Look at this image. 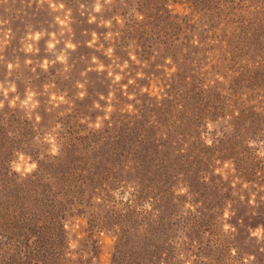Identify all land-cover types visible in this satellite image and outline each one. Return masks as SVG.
Returning a JSON list of instances; mask_svg holds the SVG:
<instances>
[{
	"label": "rangeland",
	"instance_id": "obj_1",
	"mask_svg": "<svg viewBox=\"0 0 264 264\" xmlns=\"http://www.w3.org/2000/svg\"><path fill=\"white\" fill-rule=\"evenodd\" d=\"M5 1L0 0V20L9 18L10 5L20 10L21 15H26L28 9L51 12L47 3L41 5L38 0ZM84 1L71 0L70 6L75 8ZM168 8L171 20L182 23L181 19L186 17L189 23L182 27L179 37L168 41L167 45L154 42L148 59L134 54L139 63L133 61L130 55L129 58L124 55L128 49L119 47L124 42L121 39L113 41L115 49L111 48L115 60L121 64L128 62L119 82L113 83L107 68L98 74L81 75V70L74 69H69L64 77L60 74L62 81L74 85L76 82L91 84L94 91L101 90V87L96 88V82L104 85L102 91H97L103 92L100 94L105 97L97 102L99 108L92 106L93 97L86 93L83 98L71 99L79 98L81 121L90 125L92 119L101 118L100 128L106 127L107 138L100 136V139L106 143L107 153L100 157L95 155L97 165L85 173L96 182L87 178L58 182L50 176L47 167L36 182L31 181L35 169L23 175L15 170L0 172V178H15L14 182L0 183L4 220H0V264H245L247 257H252L247 264H264V204L260 203L264 201V156L259 155L264 150V0H199L197 7L177 3ZM57 13L62 15L61 11ZM55 29L59 32L60 27ZM47 35L45 33L34 42V46L39 49L37 53L41 58L55 60L56 54L64 48V41L74 39L76 34L71 29V36L68 31L62 37L58 35L60 42L51 51L46 47L50 39ZM24 41L20 49L14 41L15 48L7 53V58L15 62H33L36 53L23 51ZM130 46L136 52L135 40L130 41ZM75 51L66 49L67 58ZM100 58L108 64L109 60ZM116 64L115 61L111 63L114 73L120 72ZM12 68L0 60V80H3L0 84L5 88L11 84L7 82L10 77L6 76L12 74ZM137 72H141L142 77H138ZM129 79L134 82L129 84ZM51 87L57 90L58 85L48 88ZM37 90L35 100L41 99L42 89ZM27 91L22 93V99L17 96L22 113L30 118L39 116L37 122L41 123L31 121L33 130L42 132V139L53 136L58 147L60 135L67 136V125L58 118L66 109L62 102L53 103L52 96L64 95L50 91V102L44 111H37L36 107L21 106L20 101L25 99ZM109 92L113 93L111 101L107 99ZM13 98L11 92L7 98L0 93V99L10 101ZM109 106L112 111L106 112ZM168 111L184 117L187 126V130L179 129L176 137L188 143L189 139L196 142L190 132L194 129L205 142L212 141L211 144L206 142L210 147L221 150L223 157L214 154L212 172L207 173L206 178L218 184L225 197L230 183L232 187L252 188L251 193H234V197L240 196L234 203L239 212L230 215L227 211L225 216L231 228L229 239L237 248H186V243H181L180 248H132L133 238L139 236L143 227L140 222L134 228L129 220L137 183L133 175L125 171V164L132 167L135 156L143 155L146 150L143 152L141 139L129 128L132 123H135L133 128L144 130L151 123L160 125L164 122L163 114ZM208 124L212 125L211 129ZM16 126L23 133L20 138L27 152L35 148L47 162L49 146L42 143L41 134L29 132L23 124ZM150 138L160 144V135ZM118 140L123 141L121 145ZM255 152L259 155L257 159ZM151 155L162 156L161 152ZM17 156L11 158L15 161ZM239 168L243 169L241 177L240 170H236ZM113 172L115 175L111 174ZM172 184L180 193L177 195L186 200L192 198L186 191H180L186 189L185 181L174 179ZM213 192L219 194L217 186ZM126 193L127 199H124ZM247 201L254 206H247ZM255 207L256 218L252 214ZM257 228L261 230L259 237L251 234Z\"/></svg>",
	"mask_w": 264,
	"mask_h": 264
},
{
	"label": "trees",
	"instance_id": "obj_2",
	"mask_svg": "<svg viewBox=\"0 0 264 264\" xmlns=\"http://www.w3.org/2000/svg\"><path fill=\"white\" fill-rule=\"evenodd\" d=\"M6 1L13 2L12 0ZM62 2L65 9H71L69 26L74 31V35L76 34L74 39H71V42L76 44V51L72 54L69 53L70 56L66 59L67 71L64 70V65L59 62L50 64L47 70H44L40 67L44 58H41L42 56H39L37 52H34L36 57L30 64H26L24 60L15 62L6 56L7 53H12V49L15 48L14 41L18 49L22 48V40H25V36L29 32L58 33L55 28H59L60 25L57 24L55 17L60 14L49 8L51 12H31L28 9L26 15H21L20 10H16L10 5L8 7L9 18L2 19L6 23L0 24L1 41L5 38V32H8L7 43L3 44L0 51L4 52H1L0 56L4 57L1 61L6 66L9 63L13 64L12 74L6 76L10 77L7 82H11L16 88V91L11 92V94L22 99V93L25 90L38 92L37 89H42L41 99L37 98L39 101L36 107L37 111H44V107L50 102L48 95L52 91L65 97V102L62 104L66 110L58 118L61 123L67 125V136L60 135L57 155L52 156L46 152L48 155L46 157L48 158L47 162H44L40 157L41 152L35 148V150L31 149L32 152H27V148L20 138L23 133L16 126V124H23L29 132L40 133L41 141L46 147L49 144L42 139L44 135L40 131L33 130L31 122L39 124L41 121L37 122L35 116L30 118L25 112L22 113L19 103L16 102L15 106H10L9 100L0 99L4 101L3 107L0 108V172L12 173L14 171L11 167L14 161L12 156L28 155L37 163V167L32 173L35 176L31 180L32 182L39 181L40 174L45 167L48 168L50 176L58 182L84 181L88 177L85 173L90 172L97 165L95 155L100 157L107 153V147L104 145L106 143H102L100 139V136H103L104 139L107 138L106 127L97 129L82 122L79 117L81 111L78 105L79 98L71 99V97L79 96L80 91H84L88 97H93L91 104L94 106V103L99 102L103 93L97 91H102L104 85L96 82V88L101 87L99 88L101 90L96 91L93 90L94 87L91 84H86L81 89L77 86L81 83L76 82L75 85L74 83H66L59 79L60 74L63 77L66 76L69 69L81 70L85 75L98 74L100 71L87 70L89 68L95 69V65L91 61L93 56L105 65V70L114 61L121 64L120 61L115 60L114 53L111 58L105 55V50L108 47L115 49L113 41L119 39L124 42V45L119 47L128 49L125 51V56L127 55L129 58L131 52L143 60L148 59L147 56L152 54L151 48L154 42L167 45L168 41L177 39L182 27L189 23L186 17L181 19L182 23L175 19L171 20L169 5L186 3L192 7H197L199 4V0H114L111 5H105L101 12L95 13L92 12L91 8L94 0H85L83 8L80 5H75V8H72L70 6L71 0H62ZM60 11L63 12V10ZM89 13L98 17L96 22H88ZM117 16L123 21L122 25L117 23ZM138 17H142V19ZM101 19H110L112 21L111 27L99 24ZM93 32L99 38L94 46L89 47L87 42L91 40ZM108 32L113 33L110 39L105 38ZM57 38L59 39V36ZM133 40L136 41V52H133L130 46V41ZM100 45L103 47L101 48ZM60 47L62 48V46ZM100 56L104 57L105 61L109 60L108 64ZM0 81L3 82V80ZM45 85H58V88L57 90H53V87L45 89ZM88 115L92 116L90 110H88ZM183 118L178 117L174 111H168L163 114L164 122L160 125L151 123L144 130L141 127L133 128L135 123H132V127L129 128L138 139H141V144L144 145L143 152L146 150L143 155L135 156L132 167L130 164H125V171L128 175H133L137 183L134 203L132 202L130 206L129 220L132 227H138L140 222L141 227H143L139 236L133 238L132 248H180L181 243H186V248H237L235 243L229 239L231 228L229 227L227 230L224 228L225 224L229 225L224 213L229 211L230 215L237 214L239 209L234 203L240 200V196L234 197V193L250 192L252 188L243 185L232 187L230 183V190L226 194L227 198L218 184H213L206 178L207 173L212 172L214 154L222 155V157L223 154L219 148L210 147L200 135H197V131L194 129L190 132L193 133L196 142L189 139L188 143L180 137H176L179 129L187 130ZM91 122L94 125L96 121L92 119ZM10 127L12 130L9 129ZM152 135H160L159 145L157 140H151L150 136ZM128 136L131 137V135ZM143 136L146 137V140L142 139ZM152 152H161L162 156L160 158L152 157ZM254 157L257 159L259 155L255 152ZM238 162L241 163V161ZM247 162L251 161L247 159ZM236 170H240L239 177H241L243 169ZM111 174L115 175V172ZM220 177L219 179H221ZM87 179L96 182L94 178ZM174 179L185 181L186 192L192 197L190 200L177 195L180 193L177 192V189H173L172 181ZM14 181L15 178H9V180L0 178V183ZM214 186L218 187L219 194L213 192ZM249 192L244 193V195ZM260 203L264 204V201H260ZM146 204L150 207H145ZM246 204L247 206H254L250 201H247ZM256 211V207L252 209V214H254L252 216L255 218V213H258ZM1 212L3 211L0 206V220L4 221ZM0 229H2L1 226Z\"/></svg>",
	"mask_w": 264,
	"mask_h": 264
},
{
	"label": "clouds",
	"instance_id": "obj_3",
	"mask_svg": "<svg viewBox=\"0 0 264 264\" xmlns=\"http://www.w3.org/2000/svg\"><path fill=\"white\" fill-rule=\"evenodd\" d=\"M114 2V0H94V4L92 6V12H95V13H99L101 12L102 8L105 6V5H111L112 3ZM38 3L39 4H44V3H47L48 6L54 11V12H60V10H63L62 12V17L61 15H57L55 17V20L57 22L58 25H60V29H59V32L58 33H54V32H49L48 33V36L50 37V39L48 41H46V47H47V50H54L55 48V45L57 43H59L60 41L57 39V36H63L64 32L65 31H68L69 33V36H71V28H70V21H71V9H65V5L64 3L62 2V0H38ZM81 8L84 7L83 4L80 5ZM81 15H83V13H81ZM139 19H142V17H138ZM116 21L118 24H123V21L120 19V17H116ZM88 22L89 23H93V22H96V17L93 16L91 13H89V17H88ZM6 23V21H3V20H0V24H4ZM111 23L112 21L110 19H101L99 21V24H103L105 27H111ZM10 32V30H9ZM45 33L43 31H36V32H29L26 36V39L24 41V46H23V51L25 52H37L39 51L38 48L34 47V42L38 41ZM113 33L111 32H108L105 36L106 39H110L112 37ZM117 35H119V33H117ZM4 39L2 41H0V50H2V46L3 44H6L7 43V37H8V32H5L4 34ZM91 40L87 42L88 46L89 47H92L95 45L96 41H97V35L95 32H93L91 34ZM31 41V42H29ZM100 47L102 48L103 45H100ZM76 48V44L72 43L71 42V39H68V40H65L64 41V48L61 49L55 56V60H49V59H44L41 63H40V67H42L44 70H47L48 66L50 64H54L56 62H59L61 63L62 65H64V70L67 71V64H66V59H67V56L65 54V50L66 49H71V50H74ZM112 48L111 47H108L106 50H105V55L111 57L112 56ZM131 59L133 61H136L137 63H139V61L136 60V56L133 55L131 52L129 53ZM3 57L0 56V60H2ZM91 61H92V64L95 65V69H92V68H89L87 69L88 71H92V70H95V71H104L105 70V65L100 63L97 58L95 56L91 57ZM32 61L31 60H26L25 63L26 64H30ZM117 68L120 69V72H117V73H114L112 71V66L109 65L107 67V74L108 76L112 77V80H113V83H116V82H119L121 79H122V75L121 73L124 72L125 69L128 68V62L127 61H124L122 64H116L115 65ZM7 67L9 69H11L13 67V64L9 63L7 65ZM85 73L82 72L81 75H84ZM136 75L138 77H142V73L141 72H137ZM134 81L132 79H129L128 83L129 84H132ZM79 88H83L84 85L81 83V84H78L77 85ZM49 87V85H45V89H47ZM123 88H126L127 86L126 85H122ZM16 91V88H15V85L14 84H8V86L5 88L3 84H0V93H2L4 95L5 98H7L8 96V93L9 92H15ZM79 97L80 98H83V96L85 95V92L84 91H80L78 93ZM36 96V93L34 91H31V90H28L27 93H26V97L23 101H20V104L21 106H27V107H30V108H35L37 107L38 105V101L34 99V97ZM113 97V93L112 92H109L108 94V100L111 101ZM101 99H105L104 96H101L100 97ZM129 99H132L131 96H129ZM17 100H19V97H14L12 100L9 101V105L10 106H15L16 105V102ZM52 102L53 103H57V102H65L64 101V97L63 96H52ZM4 105V101L3 100H0V108H2ZM94 107L96 108H99L100 105L98 103H94ZM130 107V106H129ZM112 109H111V106H109L107 109H106V112H111ZM40 119L39 116H36V120L38 121ZM104 119H107V115L104 116ZM83 122V121H82ZM102 126V121H101V118L98 117L97 118V121L96 123L93 125V124H90L89 127H94V128H97L99 129L100 127ZM56 127L58 128L59 125H56ZM212 125L211 124H208V128L211 129ZM45 141L49 144V152L52 156H55L58 154V147L55 143V139L53 136L49 135V136H46L45 138ZM208 144H211V140H207L206 141ZM259 155H262L264 156V150H262ZM11 167L13 168V170L21 173L22 175L24 173H31L34 169H36L37 167V163L31 159L30 156H25L23 154H18L17 156V159L15 161L12 162L11 164ZM181 192H184L186 191V189H180ZM124 199H127V193L125 194L124 196ZM145 207H150V205H145ZM225 216L228 215L227 211H225L224 213ZM230 226L225 224L224 225V228L227 230ZM260 233H261V230L259 228H257L255 231H253L251 234L252 235H255L257 237L260 236ZM73 247L75 246V244L72 245ZM234 254V253H233ZM249 259H252V257H247L246 260H245V264H247V261Z\"/></svg>",
	"mask_w": 264,
	"mask_h": 264
}]
</instances>
